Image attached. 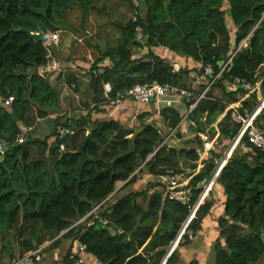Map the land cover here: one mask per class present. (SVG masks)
<instances>
[{
  "label": "trees",
  "instance_id": "trees-1",
  "mask_svg": "<svg viewBox=\"0 0 264 264\" xmlns=\"http://www.w3.org/2000/svg\"><path fill=\"white\" fill-rule=\"evenodd\" d=\"M95 1L0 0V143L8 146L0 161V245L14 260L48 237L59 236L49 248L59 249L64 240L70 247L54 264H86L88 259L96 264H161L217 165L225 163L218 161L222 154L215 148L202 159L204 135L209 136L207 144L214 138L232 141L241 124L233 120L230 106L241 102L239 111L246 116L264 94V0H127L135 17L117 23L116 44L90 68L88 111L81 116L59 114L51 120L47 136H26L18 142L36 118L60 110L59 92L48 74L39 72L54 60L50 45L30 38L24 30L57 32L67 27L71 5L78 4L88 13L96 9ZM137 27L142 29L140 40ZM247 37V45L234 54L206 98L186 118L174 106L160 110L168 132L174 129L172 144L164 142L166 133L155 122L145 121L148 113L138 116V129L113 118L94 119V111L108 103L105 83L112 85V96L155 81L193 89L192 72L205 76L208 65L217 72L219 61L231 56ZM144 48L146 54L138 56L136 52ZM58 62L64 71L66 63ZM191 62L197 66H190ZM101 64L105 72L95 73ZM236 78L252 88H232ZM64 81L82 91L76 74H68ZM204 87L201 83L199 90ZM10 97L14 101L6 105ZM184 122L189 125L185 132ZM256 124L264 132V109ZM62 128L71 132L61 135ZM194 142L197 146H189ZM176 173L183 176L179 183L187 182L186 203L171 199L170 192L179 188L162 180ZM144 174L146 188L128 190ZM119 181L123 185L116 189ZM216 182L225 198L210 264H264V152L245 136ZM112 193L113 198L119 196L117 200L107 199ZM214 203L206 198L199 206L165 264L183 263L181 249L192 242L188 232H198ZM99 204L103 210L94 224L87 225L92 214L72 226ZM14 225L12 237L21 246L18 254L12 241L3 239ZM80 244L86 245L85 252L79 251Z\"/></svg>",
  "mask_w": 264,
  "mask_h": 264
},
{
  "label": "rangeland",
  "instance_id": "rangeland-1",
  "mask_svg": "<svg viewBox=\"0 0 264 264\" xmlns=\"http://www.w3.org/2000/svg\"><path fill=\"white\" fill-rule=\"evenodd\" d=\"M95 6H96V9H93L87 13L78 4L71 5L68 11V15H67V20H68L67 27L62 28L61 30L57 31L59 34V38L56 41L49 43L51 52H52L51 53L52 58L56 61H60V62L62 61L66 63L67 65V68L64 69V71L48 73V76H47V78L51 81V83L56 87L57 91L59 92L60 110L59 112H55L51 114L52 116H48L47 118H40V119L36 118L34 121V126H33L34 130L29 132L26 136L31 137V138H44L51 132V129H52L51 120H53V118L57 117L59 114L66 113L67 115H72V113L75 114L78 112L79 114L81 111L85 113L86 111H88L86 109V104L90 102L91 96H92V91L90 88V79H91V72H90L91 69L90 68L93 65L94 61L109 46L116 44V41L119 36V29L117 27V23L127 22L131 18L135 17L134 10H132L130 2H128L127 0H96ZM257 26L258 25L256 24L255 28ZM49 33H52V32H49ZM146 52H147V49L144 48L136 53L138 54V56H142L143 54H146ZM176 66L178 67V64ZM190 66H192V62L190 63ZM70 73H74L78 76L79 85L81 86L82 91H76L75 90L76 88L68 86L65 83L64 78ZM192 74H194V72H192ZM195 75H197V73ZM205 80L206 79H204V82ZM200 81H201L200 74H198L196 77L193 78V86L196 87L197 91H200L199 90ZM215 92L217 95L221 94L219 89H216ZM61 94H64V98L62 102H61ZM12 98H13L12 101H14V97ZM263 98H264V94H262V96L260 97V100H262ZM94 107L95 105L91 104L90 108H94ZM156 111H153V112L156 113ZM152 114L153 115H152L150 122H155L162 129V131L166 133V137H165L166 139L169 135L168 128L163 124V121L161 120L160 116L154 117V113ZM93 117L95 118L96 115L93 114ZM97 118L106 119V118H111V117L101 116ZM129 121L125 123L129 127H134L135 129H138L140 127L139 123L137 122L132 123ZM204 138L206 139V145H205L206 149L202 153V159L207 157V151L210 148H215L216 151L222 154V157L219 158L218 161L222 160V158L224 157L225 153L227 152V150L229 149V147L231 146L234 140L233 139L232 141H229L227 139L220 140L219 138L218 139L214 138L212 142L207 144V142L209 141V136L204 135ZM167 142L170 143L171 140L168 139ZM189 146L195 147L197 146V143L195 142L191 143ZM237 146L235 145V148ZM235 148L233 149V151L235 150ZM244 149L246 150L247 148H244ZM201 167L202 165L200 164L199 168ZM146 180H147V174H144L143 176L140 177L137 183L130 186L128 190L139 191V190L145 189ZM186 183H187L186 181L183 182V185L182 187H180V189L184 191V193L186 194V197H187L186 201H189V190L185 189L184 187ZM216 184L217 182L215 183V185ZM122 185H123V182H120V181L117 182L116 189L120 188ZM215 185L212 186V189L210 190L209 194L206 195L204 200L206 198L208 200L214 199V202H215L218 199V204H220V209H221V212L223 213L224 201L222 202L221 200L222 193L221 192L219 193L218 190L216 191ZM205 187H204V190L206 189ZM111 195L113 198L114 193H112ZM216 196L218 198L215 200ZM118 197L119 196H116L113 199L117 200ZM140 202L142 203V200H140ZM196 204L194 208L196 207ZM99 206L100 205H96L93 208L92 211H94L93 215L95 216L92 217L91 219H88L87 225H91L96 220L97 215L103 210V209L100 210ZM16 226L17 225L10 226L8 233L6 234V236L5 235L3 236L4 237L3 239L6 241L11 240L13 244L14 252L15 254H18L20 247H21L20 243L15 242L12 237L16 231ZM111 231L113 232L114 229H112ZM28 232H29V229L25 231V236H28ZM188 234L190 235L191 241L195 239V236L197 235V233L193 235L191 231H189ZM58 237L59 236H55L54 238H51V239H49L48 237V239L45 242H42L38 246V248L42 247L44 248V250H46V252H44V259H43L42 264L58 263L60 262L62 257L67 253L70 247V244L67 240H64L62 242V245L60 246L58 250H53L49 248L51 243ZM183 249L184 247L181 249V251H183ZM13 260L14 259H12V256L9 250L4 249L3 245H0V264H11Z\"/></svg>",
  "mask_w": 264,
  "mask_h": 264
},
{
  "label": "built area",
  "instance_id": "built-area-1",
  "mask_svg": "<svg viewBox=\"0 0 264 264\" xmlns=\"http://www.w3.org/2000/svg\"><path fill=\"white\" fill-rule=\"evenodd\" d=\"M48 36H49V40H48V42H46L47 45H49V43H51V42L56 41L59 38L58 32L49 33ZM136 36H137L138 40H140L142 38V29L140 27L136 28ZM247 41H248V37L240 43L239 47L232 53L231 56H229L226 60H224L223 64H220V62H219L220 68L217 72H215L213 70V67L210 65H208L206 67L205 76H204V78L206 80H205V82L200 81V84L201 83L204 84L205 87L200 91H197L195 86L193 87V89H183V88H179V87H173V86H170L168 84H161V83L155 81V82H147L144 84L135 85V86L131 87L130 89L118 92V93H116L115 96H112L111 95L112 85L110 83H105L104 84V92H105V97L107 99V102L114 109L118 108L126 100H132V101H135L139 104H146V103H150L152 100L153 101L157 100V101H162V102L169 104V105H172L173 103H187L188 102L189 107L187 108L185 116H183V119H184L197 106V104L202 99L206 98L208 91L210 90L212 85L215 83V81L220 77L222 71L230 64L234 54L242 46H246ZM105 68H106V66L104 64H101L95 70V73L103 74L105 72ZM61 70H62V64L56 60H52L46 66L41 67L39 69V72H40V75L44 76L48 73L58 72ZM192 77L194 78V77H196V75L192 74ZM236 87H240V88H244V89L248 90V89L252 88V85H251V83L246 82L245 80H241L239 78H236L234 80V83L232 84V88H236ZM12 100H13L12 97L6 99L5 104L10 105L12 103ZM241 107H242L241 102H238L236 104L231 105L233 120L235 122L241 124L239 132H238L237 136L235 137L237 139L236 146H237V144H239L243 140V138L245 136H247L250 143H252L255 147L259 148L260 150H262L264 152V132L256 124V119H257L258 115L264 109V101L262 102V104L259 103L256 106V108L251 113L247 114L246 116H243L240 113L239 109ZM84 113L85 112H82V113L76 114L74 116H81ZM70 116H72V115H70ZM32 130H33V127H29L28 129H26L23 132V134H21L18 137V142H20V143L23 142L26 134L31 132ZM70 132L71 131H69L68 129L62 128L61 135H65L66 133H70ZM173 133H174V129L169 132V135L165 139L164 142H166L172 136ZM4 144H6V143H4V142L0 143V156H4V154H5ZM61 148H64V146H61ZM226 163H227V160H226ZM182 177H183L182 174H179V173H176L173 175L166 174L162 177V180L164 182H168L171 185V187L179 188L177 190H173L170 192L169 196L171 199L186 203V202H188V201H186V198H187L186 194L184 193V191H182L180 189V187H182L183 183H179V181ZM213 184L208 185V183H207L206 184L207 186L205 185L206 186L205 187L206 188L205 189L206 195L209 194L210 190L212 189ZM110 197H112V195H110L107 199H109ZM202 202H201V204H202ZM101 204H99V205H101ZM198 208H197V210H198ZM93 213H94V211H91L86 216L77 220L72 226L77 225L83 221H86L88 219V217L90 215H92ZM92 224H94V222ZM104 224L105 225L108 224V221L105 220ZM86 248L87 247L84 244L79 245V251H81V252H85ZM43 250H44V248L39 247L33 251L26 253L24 256L17 258L11 264H42L43 263V260H42L43 259V255H42ZM83 260L84 259H82V262H83Z\"/></svg>",
  "mask_w": 264,
  "mask_h": 264
},
{
  "label": "crops",
  "instance_id": "crops-1",
  "mask_svg": "<svg viewBox=\"0 0 264 264\" xmlns=\"http://www.w3.org/2000/svg\"><path fill=\"white\" fill-rule=\"evenodd\" d=\"M228 22L230 26H234L231 20H228ZM157 51L160 52L159 49ZM194 64L196 63H192V66H197ZM204 79H205L204 76L201 75L202 82H204ZM63 98H64V94H61V102ZM165 106H174L178 108L181 111V113L184 114V116L187 111L186 103H173L172 105H169L162 101L155 100V101H151L150 103L139 104L132 100H126L123 102L122 105H120L116 109H114L109 103H105L101 105L100 111H96V112L94 111V114L96 115L94 119H98L97 117H101V116L103 117L110 116L111 118L119 120L120 122L124 124L128 122L129 120H130L129 122H132V123L133 122L139 123L138 116L142 113H148L149 115H147V117L145 118V121L150 122L152 115H153L152 113H154V117L156 116L159 117L160 110ZM153 111H156V113ZM82 112L83 111H81L80 113ZM76 114H78V112L75 114L72 113V116ZM99 119H105V118H99ZM188 126H189L188 123L184 122L182 125V131L183 132L187 131ZM33 130H34V127H33ZM215 183L216 181L214 182L213 185H215ZM215 188H216V191L218 190L219 193L220 192L222 193V197L221 196L220 197L223 202L225 198L223 189L218 184L215 185ZM217 198L218 197L216 196L215 200ZM221 213L222 212L220 209V204H218V199H217L211 209L210 214L204 219L202 226L200 227V229L197 232V235L195 236V239H193L189 245L184 247L182 251V255H181L183 259L182 264H189L193 260L198 261L199 264H210V260L212 257V245L216 241V239L219 237L220 229L218 227V218L220 217ZM88 260L89 261L86 262V264H96L95 260L93 259L91 260L88 259Z\"/></svg>",
  "mask_w": 264,
  "mask_h": 264
},
{
  "label": "water",
  "instance_id": "water-1",
  "mask_svg": "<svg viewBox=\"0 0 264 264\" xmlns=\"http://www.w3.org/2000/svg\"><path fill=\"white\" fill-rule=\"evenodd\" d=\"M24 32L32 39L36 40V41H39V42H43V43H46L48 42L49 40V36L48 34H45L44 32H30L28 30H24ZM220 64H223L224 63V60H221L219 61ZM153 101V100H152ZM264 101V98L262 99V101L260 102V104H262V102ZM90 138V134H88V138L87 140ZM87 140L85 141V144L87 142ZM237 143V139L235 138L231 144V146L229 147V149L227 150V152L225 153L224 157L222 158V162L226 161L228 162L229 158H230V155L231 153L233 152V149L235 148V145ZM4 150L5 152L8 150V146L7 144H4ZM4 160V156H0V161H3ZM226 165V164H225ZM225 165H222L219 164L217 165L216 167V170L215 172L213 173L212 177L210 178L209 182H208V185H211L215 182V180H217L218 176L220 175L223 167ZM221 166V167H220ZM206 197V192L205 190L203 191V193L201 194L197 204H196V207L193 209V211L191 212L188 220L185 222L180 234L178 235V237L176 238V240H174L169 249H168V252L165 256V258L163 259V261L161 262V264H165L168 260V258L170 257V255L173 253V251L176 249V247L178 246V243H179V240L180 238L182 237V235L184 234L186 228L188 227L189 223L191 222V220L195 217V214H196V211H197V208L199 207V205L201 204V202L204 200V198Z\"/></svg>",
  "mask_w": 264,
  "mask_h": 264
},
{
  "label": "bare ground",
  "instance_id": "bare-ground-1",
  "mask_svg": "<svg viewBox=\"0 0 264 264\" xmlns=\"http://www.w3.org/2000/svg\"><path fill=\"white\" fill-rule=\"evenodd\" d=\"M226 162V161H225ZM226 163H224L223 165H225Z\"/></svg>",
  "mask_w": 264,
  "mask_h": 264
}]
</instances>
